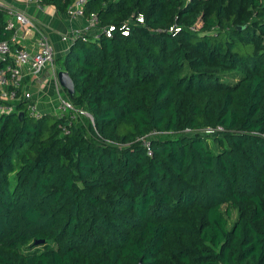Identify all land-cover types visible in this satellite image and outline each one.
<instances>
[{"label": "trees", "instance_id": "trees-1", "mask_svg": "<svg viewBox=\"0 0 264 264\" xmlns=\"http://www.w3.org/2000/svg\"><path fill=\"white\" fill-rule=\"evenodd\" d=\"M92 16L113 30L63 58L71 109L0 113V264H264V0Z\"/></svg>", "mask_w": 264, "mask_h": 264}, {"label": "built area", "instance_id": "built-area-1", "mask_svg": "<svg viewBox=\"0 0 264 264\" xmlns=\"http://www.w3.org/2000/svg\"><path fill=\"white\" fill-rule=\"evenodd\" d=\"M27 5L34 6L37 10L43 11L45 6L41 4V0H24ZM86 0H74L68 6L64 14L68 21H74L79 17H83V7ZM0 9L6 13L5 29L10 31L11 37L8 41H0V113L9 112L14 110V103L24 101L26 103V110L30 116L38 118L42 115L32 100V94L23 89L25 81L22 71L25 69L29 78H37L44 70H50L54 88L56 90V98L58 101V110L60 113L67 112L71 109V105L64 100L60 95V84L58 81V69L54 64V51L52 45L43 33H38L37 49L33 53L28 52L23 47L17 45L19 36V29H24L25 32L34 28L32 20L22 11L0 3ZM92 34L90 35L93 40H98L102 35L111 37L112 26L98 28L96 26V18L94 16L87 18ZM138 22H142L141 18H137ZM17 24V28L15 27ZM194 30L195 28H191ZM127 28L122 31L123 35L127 34ZM83 36V35H80ZM62 41H67V36H62ZM71 41H74L71 37ZM28 78V77H27ZM80 113L85 114L80 111ZM213 130L207 129L205 133H212ZM155 131H152L148 136L142 137L140 140L142 145L146 147L148 154L149 137L154 136Z\"/></svg>", "mask_w": 264, "mask_h": 264}, {"label": "crops", "instance_id": "crops-1", "mask_svg": "<svg viewBox=\"0 0 264 264\" xmlns=\"http://www.w3.org/2000/svg\"><path fill=\"white\" fill-rule=\"evenodd\" d=\"M0 3L22 11L32 20L34 28L30 29V31L25 32L24 29H19L20 38L17 39V45L33 53L37 49L38 33H43L52 45L54 64L59 72H64L62 61L63 58L67 57L70 46L74 41L80 35L88 36L92 34V28L85 17L68 21L64 14H59L52 6H45L43 11H39L34 6L27 5L24 0H0ZM15 27L17 28L16 23ZM62 36H67L70 39L72 37L74 41L70 39L62 41ZM22 73L25 79L23 89L32 94V100L36 109L42 114H57L59 112L58 101L53 88L50 70H44L36 79L29 78L25 69ZM60 91L64 98V95H66V93L64 94L65 88L61 86Z\"/></svg>", "mask_w": 264, "mask_h": 264}, {"label": "water", "instance_id": "water-1", "mask_svg": "<svg viewBox=\"0 0 264 264\" xmlns=\"http://www.w3.org/2000/svg\"><path fill=\"white\" fill-rule=\"evenodd\" d=\"M58 78H59V82L61 84V86H63L66 91L68 92V94L70 95V97L73 96L74 93V89H73V83L72 80L70 79L69 75L67 72H58ZM24 116V114L22 112H20L18 114V118H22Z\"/></svg>", "mask_w": 264, "mask_h": 264}, {"label": "rangeland", "instance_id": "rangeland-1", "mask_svg": "<svg viewBox=\"0 0 264 264\" xmlns=\"http://www.w3.org/2000/svg\"><path fill=\"white\" fill-rule=\"evenodd\" d=\"M200 24H198L196 27H194L195 28V30H197V29H199V26ZM59 81V80H58ZM59 84H60V82H59ZM54 88V87H53ZM60 90H61V84H60ZM54 91H55V93H56V90H55V88H54ZM66 93V95H64V98H67L68 97V99H64V100H66V102H68L69 104H70V102H69V98H70V96H69V94H68V92L66 91V89H65V91H64V94ZM60 95H61V91H60ZM63 95V94H62ZM61 95V97H63ZM57 99V98H56ZM68 100V101H67ZM68 112V111H67ZM67 112H64V113H67ZM58 113H60V112H58Z\"/></svg>", "mask_w": 264, "mask_h": 264}]
</instances>
